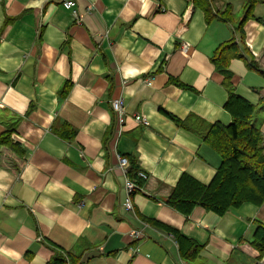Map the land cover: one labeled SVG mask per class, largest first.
Wrapping results in <instances>:
<instances>
[{
  "label": "crops",
  "instance_id": "obj_1",
  "mask_svg": "<svg viewBox=\"0 0 264 264\" xmlns=\"http://www.w3.org/2000/svg\"><path fill=\"white\" fill-rule=\"evenodd\" d=\"M73 1L77 16L65 0H0V137L13 131L26 152L0 146V264H48L54 248L80 264H264L254 247L264 204L187 217L167 203L183 175L209 185L222 165L205 135L233 122L214 62L231 41L245 56L228 63L233 90L256 107L264 140V0L244 38L245 0ZM207 2L216 15L231 5L233 21L209 20ZM120 158L149 176L132 210ZM155 222L197 256L183 258Z\"/></svg>",
  "mask_w": 264,
  "mask_h": 264
},
{
  "label": "trees",
  "instance_id": "obj_2",
  "mask_svg": "<svg viewBox=\"0 0 264 264\" xmlns=\"http://www.w3.org/2000/svg\"><path fill=\"white\" fill-rule=\"evenodd\" d=\"M245 2L246 18L239 27L242 38H244L243 26L261 0H245ZM206 9L209 20L221 16L220 18L227 22L233 21L231 5L223 15L214 14L208 2ZM234 58L244 59L245 56L233 41L220 47L214 57L215 64L224 68L227 74L224 85L229 90V100L225 109L232 115L233 122L229 126L212 125L205 135L206 143L222 158V165L209 185L200 183L188 174L183 175L167 202L171 208L187 217L197 207L224 216L232 208H240L245 203L256 206L264 204L263 135L253 124L256 107L238 96L233 90L228 63ZM251 68L260 71L256 63ZM12 136L13 131L3 134L0 137V146L7 148L18 158L24 160L26 152L18 143H14ZM130 165H132L131 179L136 180L138 186L143 187L144 180L138 178L135 164L131 163ZM14 168L20 171L16 163ZM154 225L164 229L179 242L183 258L191 261L197 256L198 247L183 237L179 230L159 222H155ZM254 247L264 254V225L258 227ZM48 260V264H80L81 262L80 258L63 253L58 248L51 250Z\"/></svg>",
  "mask_w": 264,
  "mask_h": 264
},
{
  "label": "built area",
  "instance_id": "obj_3",
  "mask_svg": "<svg viewBox=\"0 0 264 264\" xmlns=\"http://www.w3.org/2000/svg\"><path fill=\"white\" fill-rule=\"evenodd\" d=\"M64 6L66 8H68L69 10H72L74 16L78 15L77 10H76L77 3L75 1H73V0H65ZM261 23H262V25L264 27V17H263ZM114 109H115V111L117 113V116H118L119 125H120L121 129H123L124 126L126 125V122H127L125 101L123 99L115 101L114 102ZM135 121H136V123L138 125L139 124H143V125H146V126L149 125V122L147 121V119L143 118L142 116H137L135 118ZM120 167L123 169L124 173L127 176L126 190H127L129 198L127 200L126 206H127V209L132 210L133 206H132L131 198H132V196L135 193L140 191L141 187L138 186V184L136 183V180L131 179V177H130L131 165H130V161L127 158H120ZM137 176H138L139 179L144 180V181L149 179V176L146 173L142 172V171H139ZM132 237L135 240H140V239H143L145 236L142 235L141 233H133Z\"/></svg>",
  "mask_w": 264,
  "mask_h": 264
},
{
  "label": "rangeland",
  "instance_id": "obj_4",
  "mask_svg": "<svg viewBox=\"0 0 264 264\" xmlns=\"http://www.w3.org/2000/svg\"><path fill=\"white\" fill-rule=\"evenodd\" d=\"M241 15H242V14H239V15L237 16L236 20H237L238 18H240V17H241Z\"/></svg>",
  "mask_w": 264,
  "mask_h": 264
}]
</instances>
